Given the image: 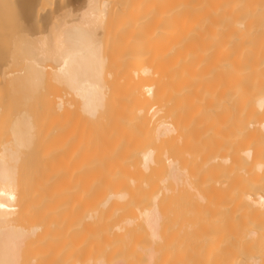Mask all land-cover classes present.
<instances>
[{
	"label": "bare ground",
	"instance_id": "obj_1",
	"mask_svg": "<svg viewBox=\"0 0 264 264\" xmlns=\"http://www.w3.org/2000/svg\"><path fill=\"white\" fill-rule=\"evenodd\" d=\"M60 1L56 123L0 109V264H264V0Z\"/></svg>",
	"mask_w": 264,
	"mask_h": 264
},
{
	"label": "rangeland",
	"instance_id": "obj_2",
	"mask_svg": "<svg viewBox=\"0 0 264 264\" xmlns=\"http://www.w3.org/2000/svg\"><path fill=\"white\" fill-rule=\"evenodd\" d=\"M18 1H20V0H18ZM62 1L66 2L67 0L66 1L61 0L60 6H62ZM83 1L84 0H80L79 2H75L74 7L82 5ZM45 2H47V0H29V4L26 6V8L24 10V16L27 15V14H25L26 13L25 11H27V13H29V15L24 17L28 20L27 25L25 24L27 26V28L24 27L26 29L24 32H21L22 31L21 27H23V25L18 26V24H20V23H19V21H17V19H16L17 22L13 21L12 18H14V20H15V17L18 18V16L15 14H11L10 13V11H12L11 9L8 10L9 11L8 14H11V15L6 16V19L5 18L3 19L4 21L1 19L2 24H4L7 27H8V25H6V24L10 23L9 25L12 26L13 22L16 23L13 26V27H15L14 29L19 28V31L20 30L21 31L20 32L16 31L17 33L11 31L12 35H10V36H9V34H5V35L0 34V51H1L0 52V109H1L2 113H4L3 117L6 116V119H7L11 116V114L14 115L13 114L14 112L17 113L18 111L22 110L21 109L22 107H26V109H29L30 107H32L35 104L36 106H33L32 108L35 109V107H36V109L39 110L38 113L39 114L41 113V115H39V117L40 116L43 117V118H41V117L39 118L36 115V117H38V118H36L37 120H36L35 124L38 123V125L40 127H43L44 125H42V124H47L46 121H48V122H50L49 124H47L48 125L47 128H48L49 126L52 127V125H54L53 122L56 123V121L58 119L60 111L57 108V106H58L57 104H58L59 98L63 92L62 91L63 87L59 81L53 80L52 77L50 76V75H52L50 70L53 66H55V60H54V58H52L53 56L49 55L50 52H52V51H48L49 53L46 52L45 56L44 55L43 56L42 55L36 56V54H35L33 57L37 58L38 60L32 58V55H33L32 53L34 50H31V49H35L34 47L37 46V44H38L37 38H41V37H43L42 35L46 34V33H44L45 29H44V31H42L43 27L41 28V30H38L40 32H37L36 31L37 29H35V28H38L37 26L39 25L38 29H40V27H41L40 26V23H41L40 20L42 18L48 16L53 11V10H50V7H51V9H53L54 5L52 4L53 6H51V4L48 5ZM43 3H45L46 6ZM14 4H17V3H14ZM17 6H19V5L17 4ZM36 7L39 8V12H38V9ZM14 8L18 9V7L17 8L14 7ZM28 8H30V9H28ZM13 11L18 13V10L15 11L13 9ZM14 12H12V13H14ZM61 12L63 14H60ZM60 13L59 14L61 15V17H58L59 14L56 17L57 20L55 22L57 24H58L59 19L68 17L65 15L64 10L60 11ZM30 15H32V16L29 17ZM9 17H11V19L9 21H5V20H8ZM28 17L30 18V20ZM33 17H36V18H33ZM37 18H39V19H37ZM68 19H69V17L66 20H68ZM37 20L40 23H37L36 22ZM5 22H8V23L5 24ZM33 23L35 25L38 24L37 26L34 25L35 26L34 29L32 27ZM28 24H30V25H28ZM9 28H10V30L12 29V27H9ZM5 29H7V28L5 27ZM10 30H7V31L9 32ZM0 33L3 34L6 32H0ZM13 34H15V35H13ZM26 35H29L30 40H29V37H27ZM25 38L27 40H29L28 42H31L29 44H34L33 45L34 47H32V46H31L32 48L29 47L30 45L28 44V42L25 41L26 40ZM24 42H26L25 45H23ZM11 44H12V46H10ZM1 47H3V49ZM28 49H30L32 51L31 54L29 52L30 50H28ZM36 50H38V49H36ZM4 51H6V52H4ZM38 52L39 51H36L37 54H39ZM2 54H4V55H2ZM43 54H45V53H43ZM30 55H31V57H30ZM5 58H7V59H5ZM30 58H32V59H30ZM27 59H29L31 61L34 60V62H35V60H37V62L40 63V64L39 63H37V64H39V66H41V67H39L37 64H34L33 62H32L33 64H31V62L29 63V61L27 62ZM6 60H7V62H5ZM36 65H37L36 68H31L33 66L35 67ZM34 76H36L35 80L33 79ZM8 79H10V80H8ZM51 107H52V109H54V111L50 110L55 115L54 117L49 116V115H52L51 112L49 113V115H47L48 113L46 112ZM7 115H9V117ZM0 117H1V119H0L1 121L6 120L4 118L2 120V116H0ZM47 118H50V119L46 120ZM38 119H40L41 121H39ZM1 121H0V136L10 126V124L7 123V121H9V120L4 121V123ZM51 127H49V129Z\"/></svg>",
	"mask_w": 264,
	"mask_h": 264
}]
</instances>
